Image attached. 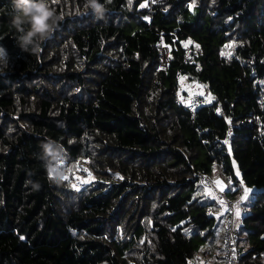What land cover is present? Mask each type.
Here are the masks:
<instances>
[{
    "label": "trees",
    "instance_id": "trees-1",
    "mask_svg": "<svg viewBox=\"0 0 264 264\" xmlns=\"http://www.w3.org/2000/svg\"><path fill=\"white\" fill-rule=\"evenodd\" d=\"M100 3L103 19L53 4L64 20L36 55L0 0V264H219L224 214L198 176L212 172L256 189L237 246L264 264V0ZM180 80L209 95L193 117ZM49 140L67 153L61 183L39 158Z\"/></svg>",
    "mask_w": 264,
    "mask_h": 264
},
{
    "label": "clouds",
    "instance_id": "clouds-1",
    "mask_svg": "<svg viewBox=\"0 0 264 264\" xmlns=\"http://www.w3.org/2000/svg\"><path fill=\"white\" fill-rule=\"evenodd\" d=\"M59 0H12L14 15L12 25L17 30V45L23 52L38 55L43 42L52 38L64 20V14H57L52 5ZM84 13L90 10L96 19H103L106 8L100 0H84ZM80 14L79 11L76 13ZM0 64L7 67L6 50L0 47ZM40 159L49 181L61 183L68 174V169L61 164L67 159L64 146L56 141L49 140L41 144Z\"/></svg>",
    "mask_w": 264,
    "mask_h": 264
},
{
    "label": "built area",
    "instance_id": "built-area-1",
    "mask_svg": "<svg viewBox=\"0 0 264 264\" xmlns=\"http://www.w3.org/2000/svg\"><path fill=\"white\" fill-rule=\"evenodd\" d=\"M146 3V1L144 2ZM156 48L158 51V67L166 71L169 67V56L170 48L165 44L161 39L156 43ZM196 52L193 48V41L188 42L183 49L182 60L185 63H193L195 60ZM175 103L179 106L186 108L190 111L192 117L195 115V110L197 106L202 103V95L197 91H190L188 93H179L175 91ZM111 178L114 177L112 172L109 173ZM203 182L209 185L215 195L216 199L221 203L224 212V224H223V237H222V248H223V259L225 264H241L240 262V252L237 246V239L239 235V230L236 224L234 223V209L237 204V200L229 198L228 195L219 190L216 185H214V178H211L205 174L198 175ZM225 181L231 185L232 188H235V191L239 190V195L244 193L245 186L240 181L239 178L234 180L231 177V174H228L224 177Z\"/></svg>",
    "mask_w": 264,
    "mask_h": 264
},
{
    "label": "crops",
    "instance_id": "crops-1",
    "mask_svg": "<svg viewBox=\"0 0 264 264\" xmlns=\"http://www.w3.org/2000/svg\"><path fill=\"white\" fill-rule=\"evenodd\" d=\"M192 83H194V82H192ZM192 83H186V84H185V86L187 85V86H186V90H187V92H190L189 90H190V87H192V85H191ZM196 86H197V87H201V86L198 85L197 83H196ZM177 91H178V90H177ZM178 92H179V91H178ZM179 93H180V92H179ZM237 174H238V173H237ZM224 181H225V180H224ZM229 187H231V186H230L229 183H227L226 186H225V189H224L223 191L228 195V197H230V198H234V199H237V204L235 205V209H234V217H235L234 220H235V224H236V226L238 227V226L241 224L242 217L245 215L246 210H247V205H248L249 202L251 201L252 196H253V193L256 191V189L251 188V187H245V189H248V190H250V191L247 193L246 198L243 199V200H241V197H242V196H245V191H244V193H242L241 195H239L238 193H237V194H234L233 191H229V193H233V194L230 196L229 193L227 192V189H228ZM204 188H205V192H206L208 195L210 194L209 197L214 198V199L216 200V202H217L218 200L216 199V195H215L213 189H212L209 185H207V184H205ZM221 191H222V190H221ZM217 203H218V202H217ZM218 204H219V208H218V210H217V215L220 216V215H223L224 212H223V207H222V205H221L220 203H218ZM237 208H239V212H240V215H239L238 218H237L236 215H235V212H236V209H237ZM219 264H225L223 257H222V259H221V261H220Z\"/></svg>",
    "mask_w": 264,
    "mask_h": 264
},
{
    "label": "rangeland",
    "instance_id": "rangeland-1",
    "mask_svg": "<svg viewBox=\"0 0 264 264\" xmlns=\"http://www.w3.org/2000/svg\"><path fill=\"white\" fill-rule=\"evenodd\" d=\"M192 85V87H190V90L189 91H197V92H199V93H201V95L202 96H204V99H208V93L207 92H204L203 90V88L202 87H197L196 86V83H192L191 84ZM182 81L180 80V82H179V88H178V91L180 92L181 90H182ZM107 170H111L110 168H106L104 171L106 172ZM88 171H90L89 169H88ZM93 173H90L91 174V176H89V174H86L87 176H85L84 177V179H82V182L83 181H87V182H83L84 184H85V186H86V184H88L89 182H92V181H96L95 179H100L99 178V175L101 174V173H97L95 170H94V168H93ZM110 173V172H109ZM113 173V172H112ZM117 173V172H116ZM219 173V174H218ZM212 172V174L210 175V177L211 178H214V180H213V182H214V185H216V187L219 189V190H221L222 188L223 189H225V186H226V184H227V182L226 181H224L225 179H224V175H223V173H221V172ZM103 174V173H102ZM73 185V187L76 189V190H80V187H81V185L80 184H75V183H73L72 184ZM234 199V198H233ZM235 200H237V199H235ZM234 219H235V217H234ZM234 223H235V220H234ZM116 231L118 232V235L119 236H122V233H121V227H120V225H117V227H116ZM116 232V233H117ZM144 239H142V241H143ZM141 241V242H142ZM140 242V243H141Z\"/></svg>",
    "mask_w": 264,
    "mask_h": 264
},
{
    "label": "snow or ice",
    "instance_id": "snow-or-ice-1",
    "mask_svg": "<svg viewBox=\"0 0 264 264\" xmlns=\"http://www.w3.org/2000/svg\"><path fill=\"white\" fill-rule=\"evenodd\" d=\"M64 179H67V177H64ZM83 182H87V181H83ZM221 190L223 191L224 189L222 188ZM227 190H229V191H235V188L229 187ZM244 191H245V196H242V197H241V200H243V199L246 198L247 193H248L250 190L245 189ZM209 195H210V194H209ZM235 215H236L237 218L239 217V215H240L239 208L236 209Z\"/></svg>",
    "mask_w": 264,
    "mask_h": 264
}]
</instances>
